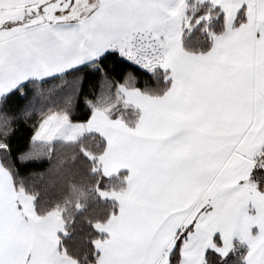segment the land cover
<instances>
[{"label": "snow or ice", "instance_id": "snow-or-ice-1", "mask_svg": "<svg viewBox=\"0 0 264 264\" xmlns=\"http://www.w3.org/2000/svg\"><path fill=\"white\" fill-rule=\"evenodd\" d=\"M0 264H264V0H0Z\"/></svg>", "mask_w": 264, "mask_h": 264}, {"label": "trees", "instance_id": "trees-1", "mask_svg": "<svg viewBox=\"0 0 264 264\" xmlns=\"http://www.w3.org/2000/svg\"><path fill=\"white\" fill-rule=\"evenodd\" d=\"M41 195L49 197V198H56L58 196V194L54 190H50V191H48L46 193L42 192Z\"/></svg>", "mask_w": 264, "mask_h": 264}]
</instances>
